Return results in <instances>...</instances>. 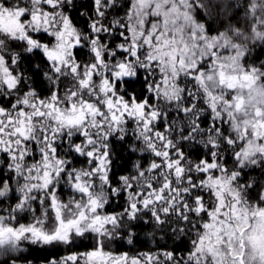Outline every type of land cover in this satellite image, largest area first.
<instances>
[{
  "label": "snow or ice",
  "instance_id": "1",
  "mask_svg": "<svg viewBox=\"0 0 264 264\" xmlns=\"http://www.w3.org/2000/svg\"><path fill=\"white\" fill-rule=\"evenodd\" d=\"M0 264H264V0H0Z\"/></svg>",
  "mask_w": 264,
  "mask_h": 264
}]
</instances>
